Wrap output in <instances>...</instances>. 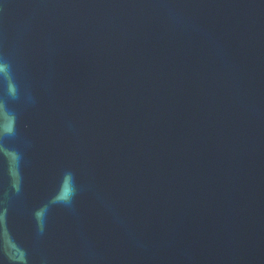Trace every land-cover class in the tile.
<instances>
[{"label": "water", "instance_id": "water-1", "mask_svg": "<svg viewBox=\"0 0 264 264\" xmlns=\"http://www.w3.org/2000/svg\"><path fill=\"white\" fill-rule=\"evenodd\" d=\"M0 58V264H264V0H0Z\"/></svg>", "mask_w": 264, "mask_h": 264}, {"label": "clouds", "instance_id": "clouds-1", "mask_svg": "<svg viewBox=\"0 0 264 264\" xmlns=\"http://www.w3.org/2000/svg\"><path fill=\"white\" fill-rule=\"evenodd\" d=\"M0 82L3 83L5 94L11 100H18L21 96L20 86L15 79L12 64L7 58H0ZM31 100V96L28 97ZM17 115L12 111L5 100H0V141L5 138H13L17 135ZM0 154L4 155L10 165L11 186L17 192L20 191L19 164L22 156L19 152L7 148L0 143ZM78 194L76 178L70 171H66L62 177L60 186L51 200L34 212L37 230L43 233L47 213L51 205H63L72 209L75 197Z\"/></svg>", "mask_w": 264, "mask_h": 264}]
</instances>
